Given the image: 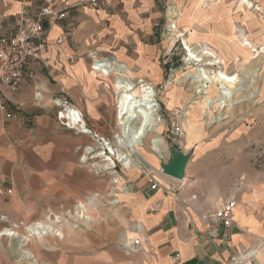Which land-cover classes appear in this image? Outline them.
Wrapping results in <instances>:
<instances>
[{
	"label": "crops",
	"instance_id": "obj_1",
	"mask_svg": "<svg viewBox=\"0 0 264 264\" xmlns=\"http://www.w3.org/2000/svg\"><path fill=\"white\" fill-rule=\"evenodd\" d=\"M44 1L2 0L0 37L13 30L18 14L34 15ZM47 1L66 16L48 27L44 63L29 61L17 89L0 85V103L8 107L0 109V212L14 216L16 209L26 220L37 218L42 209L45 214L61 212L85 194L87 178L96 182V173L92 175L80 160L84 147L95 144L94 137L62 126L54 101L68 99L84 113L87 127L110 137L117 128L113 92L118 93L106 82L111 73L92 69L91 55L124 63L132 76L156 79L162 71L161 57L171 51L166 45L172 38L163 33L167 6L182 2L107 0L108 5L96 8L89 0ZM61 35L65 39L57 44ZM162 141L161 149H155L160 157L142 150L149 167H127L115 181L129 185L117 195L128 208L122 239L129 242L140 236L142 251L126 254L115 243V234L100 227H66L60 237L53 234L31 243L40 264H231L232 258L239 259L236 264H264V185L246 187L238 181V172L231 179L230 167L195 166V160L206 156L205 163L209 155L213 161L218 158L220 147L211 142L192 155L183 180L169 177L160 166L169 163L172 154ZM7 179L13 187L1 182ZM151 179L158 183L156 189ZM230 198L238 200L235 222L224 228L210 215ZM19 254L16 240H0V264H17Z\"/></svg>",
	"mask_w": 264,
	"mask_h": 264
},
{
	"label": "rangeland",
	"instance_id": "obj_2",
	"mask_svg": "<svg viewBox=\"0 0 264 264\" xmlns=\"http://www.w3.org/2000/svg\"><path fill=\"white\" fill-rule=\"evenodd\" d=\"M181 1L177 6L171 4L166 9L167 17L163 33L165 32L168 38L171 37L172 41L169 46L166 45L167 49L170 47L171 51L168 50L169 54L160 59L162 68L160 74L156 79H153L151 75L132 76L131 71L127 74V78L134 82L137 89L144 83H148L152 84L157 91L159 106L154 118L161 133H156L155 130L150 132L144 140L142 148L146 152H153L159 156V152H156L152 147V139L162 138L164 145L169 146L171 154V146H175L184 153H191L192 157L196 151L201 150V146L205 142L216 143L217 147H220L217 151L220 152L217 155L218 158L213 161L212 156L208 154L209 163H205L208 159L206 156L202 160H195V166L230 167L231 179L238 172L240 174L238 181L244 182L246 187H250L255 182H261L264 185V0H247V2L246 0ZM1 4L2 0H0V6ZM241 41L251 42L253 45L254 61L256 62L254 71H251L250 60L252 59L246 58V52L240 45ZM191 53L203 60L189 62L188 58ZM204 53L213 54L223 64L220 66L219 64L208 65L207 62L210 58ZM116 62L120 63L117 60ZM195 68L207 71L213 80H215L216 73L222 70L228 75L238 76V85H228L233 91V98H228L224 107L220 108L217 104L214 107L209 106L207 108L209 115L205 117L198 112L200 109L198 104H191L203 101L207 96L203 92L196 93L200 89V87L197 88L199 84L194 83L193 78L189 76ZM117 77V74L112 73L106 81L113 89ZM142 80L145 82L141 83ZM216 83L217 87L222 86L220 82L216 81ZM206 91L209 96L214 94L211 88L205 89ZM237 97H240L239 101L235 100ZM216 98L212 97V100ZM117 99L118 94L113 92L118 117ZM224 117L226 118L222 119ZM92 131L103 138L102 140L109 141L117 149L116 155L112 158L114 161H111L112 169L104 168L105 164L110 162L106 161L108 155L82 160L85 155L86 157L90 156L85 152L88 146L97 148L96 152L99 149L103 150L98 140L95 141V144L91 143L84 147L80 157L81 165L92 175L97 174H95L96 182L94 183L92 178H87L85 194L80 196L76 202L62 209L61 212L72 213V218L66 222L63 229L67 227L80 230L100 227L107 233L115 234V243L122 246L125 243L122 238L128 227L126 223L128 208L121 198L120 200L117 198V195L128 191L129 185L124 182L119 184L115 180L124 176L122 170L126 169L125 167L149 166L145 162L146 158L141 149L130 151L125 144L120 145L119 138H122L123 134L118 118L116 132L112 133L110 137ZM120 154L121 156L128 155V160L119 159ZM129 160L130 163H128ZM217 162L221 163L220 166L214 164ZM92 164L96 165L92 166ZM25 180L26 178L22 177L21 182L24 183ZM151 181L153 183L154 180L151 179ZM1 182L5 187L14 185L10 179ZM25 191L27 193L24 194L28 198L29 189L27 188ZM94 195L98 199L96 202L92 200ZM81 203L85 205L84 213H81L84 216L82 220H78L77 214H79V204ZM26 205L29 206V203L27 202ZM17 207L18 205H15V208ZM42 210L37 218L31 220L18 217L16 209L14 216L6 214L9 215L11 222L20 224V233L26 235V227L45 216ZM74 220L79 221L77 227ZM3 226L6 225L0 224V228ZM46 236L51 235L31 237L26 247L21 246L18 238L1 236L0 240L5 238L16 240L20 250L17 264H31L29 259L23 257L24 250H30L38 258L30 245L35 239ZM5 246L7 247V245Z\"/></svg>",
	"mask_w": 264,
	"mask_h": 264
},
{
	"label": "built area",
	"instance_id": "obj_3",
	"mask_svg": "<svg viewBox=\"0 0 264 264\" xmlns=\"http://www.w3.org/2000/svg\"><path fill=\"white\" fill-rule=\"evenodd\" d=\"M89 2L96 8H102L109 4L107 0H89ZM65 16V11L55 8L45 0L36 10L34 15H28L25 12H22L15 17L13 30L8 35L0 38V85L5 84L12 89H17L20 86L25 78V68L29 61L41 60L42 54L50 45L47 39L49 25L57 23L64 19ZM64 39V35L59 36L56 41L57 44L62 43ZM91 58L92 69L95 71L102 70L105 73L106 68H108L110 72L115 69V59L98 58L95 54H92ZM41 62L44 63L42 60ZM112 65H114V69L111 67ZM54 103L56 107H58L57 117L60 124L67 129L85 133H87V131L90 132L94 137V140H98L100 146L103 147V150L99 149L98 153L103 152V155L107 156L105 154L108 151L104 149V145H101V143L104 144L105 142L106 145L109 144L112 146L111 143L102 140L103 138L94 134L92 129L87 127L84 113L64 97L57 98ZM0 109L8 111L7 105L3 102L0 103ZM7 114L8 118L12 117L11 113ZM92 147L94 148V146ZM96 149L97 148H94V152L97 151ZM157 187L158 183L153 181L151 188L156 189ZM8 191L11 192L12 190L8 189ZM237 205L238 200L236 198H230L223 201L219 207L214 210L212 215H210L211 220L215 224L221 225L224 228L231 227L235 222V210ZM79 208L80 211L79 214H77L79 216L78 220H82L84 215H81V213H84L83 209L85 208V205L81 203L79 204ZM71 218L72 213L69 211L55 213L54 211L49 210L43 218L28 226L31 227L30 229L26 227L27 234L23 235L20 233V224L11 222L9 215L0 212V224L6 225L0 228V237L8 236L22 239L25 245H28L31 237H37L39 235L54 234L56 237H60L63 226ZM78 220H74L76 227L79 224ZM38 233L40 234L38 235ZM28 234L31 235L30 238L27 237ZM225 237L228 241L231 240L230 235H225ZM122 247L128 255L140 253L142 251V239L140 236H136L131 239V241L125 242ZM178 256L179 254L177 253L175 257ZM29 260L31 261V264H40L39 260L33 253L30 255ZM232 260L234 262L231 264H236L239 259L232 258Z\"/></svg>",
	"mask_w": 264,
	"mask_h": 264
},
{
	"label": "bare ground",
	"instance_id": "obj_4",
	"mask_svg": "<svg viewBox=\"0 0 264 264\" xmlns=\"http://www.w3.org/2000/svg\"><path fill=\"white\" fill-rule=\"evenodd\" d=\"M247 2V0H246ZM250 4V2L248 1ZM178 32V30H176ZM180 33V32H178ZM179 35V34H178ZM175 39V38H174ZM241 47L244 48L246 55L248 59L250 60L252 64L251 71H254L256 62L254 51H253V45H251V42L244 43L241 41ZM202 54V53H201ZM206 56L210 58V60L207 62L208 65L214 66L216 64H223L221 60H218V57L214 56L213 54H206ZM203 55V54H202ZM190 61H198L201 62L203 59L201 57H196L193 53L190 54V57L188 58ZM114 65L111 67L113 68ZM218 66V68H220ZM248 68V66H247ZM114 69V68H113ZM102 71V70H101ZM113 73L117 74L118 77L115 81L114 87L116 92L118 93V120L122 128V134L123 137L119 138L120 145H124L129 148L130 151H135L136 149L143 150L144 140L149 136L150 132L153 130L157 131L156 133H161L159 125L155 122V115L157 112V107L159 104L157 103V91L155 90V87L152 84L144 83L145 81L142 80L141 83H144V85H141L139 89H137L134 85V82L130 81L127 78V74L130 73L128 67L123 63H117L115 65V69L112 70ZM108 68L105 69V74L112 73ZM102 73H104L102 71ZM107 74V75H108ZM209 74V73H208ZM207 74V71L199 70L198 68L194 69V72L190 74L189 76L193 78L194 83L199 84L197 88L200 87L199 91H197V94L200 93H206V98L203 101L193 102L191 104H198V107L200 109L198 112L202 113L203 117L208 116L207 108L209 106H215L216 104L221 108L226 105V102H228V98L232 97V89L231 87H228V85H236L238 82V76L228 75L225 71H220L219 73H216L215 80L211 78ZM254 76V75H253ZM214 77V76H213ZM216 81L220 82L222 85L221 87H217ZM210 83V85H208ZM214 83V84H213ZM196 84V85H197ZM238 85V84H237ZM148 86V87H147ZM195 88V90H197ZM211 88L214 92L211 96L208 95V92H205V89ZM195 96V95H194ZM212 97H217L215 100H212ZM201 98V97H200ZM233 98V97H232ZM198 99V98H197ZM235 100H240V97H237ZM224 109V108H223ZM188 116V115H187ZM221 117V116H220ZM227 117V116H226ZM226 117L222 118L225 119ZM87 133H90L87 131ZM125 138V139H124ZM153 138V137H152ZM152 147L153 149H161V138H154L152 139ZM101 145H104V149H106L109 154L108 159L106 161H110L109 163L105 164V169H112L111 161L115 155H116V148L113 146H110L109 144L106 145L104 142L101 143ZM86 154L90 155L89 157L83 158V161L89 160V159H95L96 157H102L103 152H94V148L92 146H88L86 149ZM95 153V154H94ZM94 154V155H93ZM93 155V156H91ZM119 159L121 160H128V155L121 156L119 155ZM130 163V160L128 161ZM124 165L127 166V164L124 163ZM131 167V166H130ZM118 181V180H116ZM31 227H28L30 229ZM40 233H38L39 235ZM28 238L31 237V235H27ZM20 244L22 247L26 246L23 243L22 239H19ZM32 252L28 249L24 250L23 257L26 259H30V255Z\"/></svg>",
	"mask_w": 264,
	"mask_h": 264
},
{
	"label": "water",
	"instance_id": "obj_5",
	"mask_svg": "<svg viewBox=\"0 0 264 264\" xmlns=\"http://www.w3.org/2000/svg\"><path fill=\"white\" fill-rule=\"evenodd\" d=\"M172 147V158L162 167V172L169 177L177 180H183L186 176V168L189 164L191 153H184L175 146Z\"/></svg>",
	"mask_w": 264,
	"mask_h": 264
}]
</instances>
